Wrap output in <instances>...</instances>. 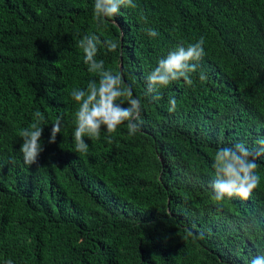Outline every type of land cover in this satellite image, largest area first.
<instances>
[{"label":"trees","instance_id":"1","mask_svg":"<svg viewBox=\"0 0 264 264\" xmlns=\"http://www.w3.org/2000/svg\"><path fill=\"white\" fill-rule=\"evenodd\" d=\"M134 3L99 24L94 0H0V264H250L264 254V148L255 143L264 138V0ZM90 32L119 41L97 59L141 100L143 124L135 135L119 126L111 142L106 130L85 137L83 155L70 93L98 79L77 47ZM201 36L193 85L174 81L153 100L157 61ZM37 109L44 151L29 166L18 133ZM57 117L61 133L48 143ZM239 142L260 183L247 201L217 202L215 153Z\"/></svg>","mask_w":264,"mask_h":264},{"label":"clouds","instance_id":"2","mask_svg":"<svg viewBox=\"0 0 264 264\" xmlns=\"http://www.w3.org/2000/svg\"><path fill=\"white\" fill-rule=\"evenodd\" d=\"M134 0H94L93 16L99 24H104L120 15L122 8H136ZM150 38L159 35L158 31L148 27L145 29ZM205 38L201 36L195 43L184 46L178 44L174 50L169 51L166 57L160 58L147 76L149 93L155 92L153 100H160V89L167 88L174 81L183 79L186 85L192 86L193 75L198 72L199 64L205 57ZM105 47L109 52H115L119 47V41L113 39L101 40V34L90 32L77 41V47L82 50L83 63L89 73L98 79H90L84 88H73L71 98L78 108L74 118V144L76 153L89 154L90 145L85 141L87 137L91 141L99 140L101 132L111 134L124 125L129 135H135L140 131L143 124L141 118L142 103L134 97L130 87L126 86L122 74L105 68V62L97 59L100 47ZM201 82L207 79L203 72L199 73ZM127 104L126 107L123 105ZM175 97L169 99L170 113L177 110ZM44 114L37 109L33 114V122L26 128H21L18 135L22 144L19 151L23 155L26 165L32 166L37 163L40 154L44 151L43 146V122ZM62 130V117H57L52 124L48 143H55L57 134ZM264 148V138L255 141ZM258 164L253 158V153L243 143L239 142L232 146L218 148L212 168L214 178L211 181L212 198L217 202L226 199L239 198L247 201L260 183L257 174ZM6 264H13L11 260ZM250 264H264V254L253 257Z\"/></svg>","mask_w":264,"mask_h":264}]
</instances>
